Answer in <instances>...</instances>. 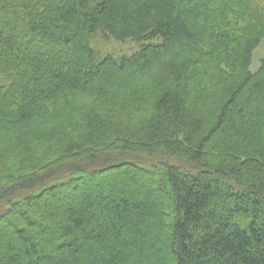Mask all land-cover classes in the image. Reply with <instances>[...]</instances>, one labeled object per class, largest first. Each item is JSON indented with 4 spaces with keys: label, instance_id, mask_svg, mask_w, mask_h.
Listing matches in <instances>:
<instances>
[{
    "label": "trees",
    "instance_id": "1",
    "mask_svg": "<svg viewBox=\"0 0 264 264\" xmlns=\"http://www.w3.org/2000/svg\"><path fill=\"white\" fill-rule=\"evenodd\" d=\"M261 39L264 0H0V264H264Z\"/></svg>",
    "mask_w": 264,
    "mask_h": 264
},
{
    "label": "rangeland",
    "instance_id": "2",
    "mask_svg": "<svg viewBox=\"0 0 264 264\" xmlns=\"http://www.w3.org/2000/svg\"><path fill=\"white\" fill-rule=\"evenodd\" d=\"M145 41L141 40H114L112 38L105 39L100 34H96L91 42L90 45L97 53L98 58H102L106 55H111L113 57H119L122 55H129L135 51H137ZM259 45L253 50L250 70L255 71L259 66V60L264 55V39H261L258 42Z\"/></svg>",
    "mask_w": 264,
    "mask_h": 264
}]
</instances>
